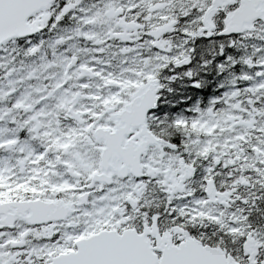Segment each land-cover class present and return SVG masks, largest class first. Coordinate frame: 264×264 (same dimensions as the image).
<instances>
[{
  "label": "snow or ice",
  "instance_id": "6c2138e0",
  "mask_svg": "<svg viewBox=\"0 0 264 264\" xmlns=\"http://www.w3.org/2000/svg\"><path fill=\"white\" fill-rule=\"evenodd\" d=\"M0 264H264V0H0Z\"/></svg>",
  "mask_w": 264,
  "mask_h": 264
},
{
  "label": "trees",
  "instance_id": "16d2710c",
  "mask_svg": "<svg viewBox=\"0 0 264 264\" xmlns=\"http://www.w3.org/2000/svg\"><path fill=\"white\" fill-rule=\"evenodd\" d=\"M202 75H203V78L206 81V83H204L200 89H196V90L197 91L200 90V95H203V98H206L212 93L213 88L215 87V84L220 77L217 76L216 79H213V76L215 75L214 70H213V72L204 73ZM183 91H184L183 89H180V92H183ZM186 94L189 97L190 102H192V99H191L190 95L188 94V92ZM186 102H188V101H186Z\"/></svg>",
  "mask_w": 264,
  "mask_h": 264
},
{
  "label": "flooded vegetation",
  "instance_id": "af4514ba",
  "mask_svg": "<svg viewBox=\"0 0 264 264\" xmlns=\"http://www.w3.org/2000/svg\"><path fill=\"white\" fill-rule=\"evenodd\" d=\"M191 96L192 98L194 99V101L197 99V95L195 93V90L194 89H191ZM202 102H206L207 98H199Z\"/></svg>",
  "mask_w": 264,
  "mask_h": 264
}]
</instances>
